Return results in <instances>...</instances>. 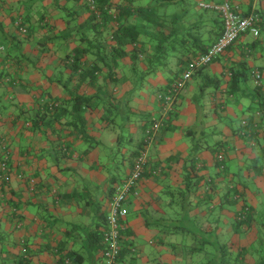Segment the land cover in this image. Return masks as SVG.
Returning a JSON list of instances; mask_svg holds the SVG:
<instances>
[{
	"label": "crops",
	"instance_id": "1",
	"mask_svg": "<svg viewBox=\"0 0 264 264\" xmlns=\"http://www.w3.org/2000/svg\"><path fill=\"white\" fill-rule=\"evenodd\" d=\"M10 1L16 6L25 2ZM222 1L202 0L196 7L185 8L187 13L179 28L180 37L188 40L179 42L166 64H159L162 68L156 75L146 74L150 67L144 62L133 65L128 60L120 72L109 77V67L100 63L104 71L99 73L95 86L89 77L77 89L79 81L70 78V71L64 70L58 60L41 71L30 60L16 66L11 62L3 64L0 57V73L11 71L21 79L16 89L8 79L0 81V140L6 139L11 153L7 161L10 180L0 177V264H66L67 261L68 264H102V240L108 226L112 189L129 175L131 155L144 138L145 126L162 115L159 88L166 86L174 79V73L182 69L180 57L185 58L188 53L196 57L202 51H192L193 37L188 30L192 32L191 27L200 22L203 37L208 39L207 47L222 31L219 12L201 4ZM136 4H146V1L137 0ZM231 4L241 13L252 9L264 11V0H231ZM171 7L166 8L167 14L174 12ZM2 19L10 30V19L0 15ZM254 39L251 34L242 36L226 53V63L238 61ZM24 46L25 55L30 59L38 58V46L29 47V43ZM254 54L255 58L250 61L253 80L249 86L256 82L253 71L264 64V33ZM224 63L213 62L203 71H193L179 94L175 112L170 114L174 128L165 131L161 127L150 153L152 169L159 171L145 175L128 197L124 253L117 264H183L185 257L175 255L173 245H185V240L193 243L191 234L184 229L202 231L217 245L221 241L235 248L253 243V240H246L255 229L254 225L245 235L236 234L234 228L235 210L241 205L236 208L227 205L221 209L203 203L208 193L218 201L220 192H225L222 182H237V169L242 171L256 154L249 142L235 136L229 152L230 170L223 175L218 172L213 153L204 148L223 136L232 135L229 118L237 117V111L245 117L243 111L249 102L241 91L240 104H236L232 96L230 99L235 104L221 112L226 120L218 119L212 103L216 101V89L202 90V85L223 75ZM86 65L91 67L93 63L88 61ZM114 79L118 80L116 88ZM220 86L218 91H226L224 82ZM78 95L87 101L81 99L76 104L75 96ZM197 101H203L205 106L199 107ZM53 103L58 110L50 117L48 107ZM78 111H82L81 114H77ZM79 115L86 119L77 121ZM192 123L195 124L191 128ZM82 131L90 134L88 141L80 136ZM191 132L201 138L208 136V140L202 139L203 146L198 153L205 163L199 172L204 175L203 180L198 190L189 191L187 199L186 192L181 189L185 176L183 162H171L167 158L179 154L184 160L194 152L198 145L188 137ZM124 138L134 145L124 147L121 155L126 174L119 179L99 171L98 163L103 155L110 158L105 148H123ZM213 180L221 184L222 191L208 189L206 181ZM247 192L246 200L253 205ZM72 251L83 255L78 256V263L68 256Z\"/></svg>",
	"mask_w": 264,
	"mask_h": 264
},
{
	"label": "trees",
	"instance_id": "2",
	"mask_svg": "<svg viewBox=\"0 0 264 264\" xmlns=\"http://www.w3.org/2000/svg\"><path fill=\"white\" fill-rule=\"evenodd\" d=\"M92 1L94 7L91 6L88 0H25L19 6H16L10 0H0V15L1 17L9 18L11 25L10 30H7L4 19L0 20V47L3 46V49L0 48V57L3 64L11 62V65L15 64L18 66L23 61L30 60L34 63L37 70L43 71V68L58 60L64 70L70 71V78H77L79 81L77 89H79L82 87L84 79L89 77L92 79V85L95 86L94 82L99 73L104 71L103 68L99 67L100 63H104L109 67V77H113L114 73L120 72L123 68V63L128 62V60L133 65L144 62L150 67L146 74L156 75L157 71L162 68L159 67V64H166L169 54L177 50L179 42L184 43V41L188 40L184 39L183 36L180 37L181 30L179 28V24L187 13L186 9L180 8L170 14L165 11L170 5H177L176 7L178 8V0H151L146 4H136L137 0ZM251 12H255L259 16L260 35L255 37L249 49L242 53L238 61L226 63V53L232 49L242 36L247 34L241 35L225 52L213 61H225L224 74L213 78L210 83L206 82V84L202 85V90H206L209 87L216 89V101L212 103L215 105L219 120H226L223 119L221 112L228 106L235 104L230 99L232 96L235 98L236 104H240L243 97L240 92L243 91L246 94L244 98L249 100L243 111L245 117H243V113L237 111V117L232 116L229 118L230 121L228 120L232 135L229 138L223 136L212 145L204 146V148L209 149L213 153L218 172L223 175L230 170L229 152L232 150L231 141L235 136H238L249 142L256 153L255 157L246 163L245 168L257 176H264V64L256 67L261 74L260 81L249 86L253 70L250 66V61L255 58L254 48L260 44L261 35L264 33V11L252 9L242 14L248 15ZM220 18L223 26L221 14ZM21 26L26 27V33L21 32ZM202 28L199 22L194 27H191L193 29L192 32L188 30L189 36L193 37L192 51L197 52L202 49L200 54L208 49V39L206 36L205 38L203 37ZM17 29L18 32H16ZM26 43L33 45V48L38 46L39 54L37 59H30L29 55H25L22 52ZM192 55L188 53L185 58L180 57L179 62L182 65V69L174 73V79L168 81L166 86L159 88L158 97L162 109L165 105L166 97L172 93L177 82L182 77V73L185 72V68L189 67L190 62L195 58ZM88 61L93 63L91 67L86 65ZM155 64L157 65L156 68L151 67V65ZM209 65L196 69L203 71ZM17 76L11 71H5L3 74L0 73V81L8 79L9 84L16 89L17 83L21 80ZM117 81V79H114V88L117 86ZM222 82L226 86V91L217 90L221 88ZM65 86L67 87L68 85ZM25 87L27 86L25 85ZM114 88L112 93H114ZM179 94H176L172 109L169 111L170 118L164 121L161 126L165 131L174 128L170 114L175 112ZM75 97L76 104L81 99L82 101H87V98L83 99L81 95ZM197 103L199 107L205 106L203 101H197ZM94 108L95 106L93 105V110H95ZM57 110L55 103H53V105L48 107V115L52 117ZM81 112L78 111L77 114H81ZM79 119L85 120L86 117L83 118L82 115H79L77 116V121ZM150 123L145 126L144 136ZM36 124L37 122L35 121ZM80 136L86 141L91 138L86 131L81 133ZM188 137L193 138L200 147H195L194 152L190 153L184 160L179 154L171 155L167 158L171 162H183L185 176L181 189L186 192L185 198L187 199H189V191L193 188L198 190V186L203 180L204 175L201 176L199 172L205 167V163L203 164L201 159H199L198 153L201 146H203L202 139L208 140V136L197 137L195 132H191ZM2 141H6V139L3 138L0 142ZM143 146L144 138L131 155L132 167L136 156ZM149 166L143 177L148 173H158V169H152L150 160ZM206 182L209 190L220 189L222 191L221 184H216L215 180ZM223 184L225 185L223 187L225 192H220L218 201L213 200L212 194L208 193L203 203L220 207L221 209L227 205L235 208L241 205L240 209L235 210L234 228L236 234L245 235L257 221V214L263 212L264 208L257 211L253 205L247 202L246 191L241 188L240 183L228 184V182H223ZM186 211L188 212L187 215H189V209ZM123 224L124 229L121 232L119 259L124 253L123 235L126 230V219ZM259 225L258 240H256L254 249L251 250L250 246H236L233 248L227 244H222L224 248L222 249L221 264H264V219L259 222ZM184 232L191 234L193 243L188 244V240H185V245H173L175 255L184 256V264H205L206 262L201 260V258L197 260L194 258L197 252L200 251L204 255L203 259L208 260L211 252H208L206 247L211 245L212 242L205 237L206 235L202 231L184 229ZM197 240L200 242V246L203 245L202 247H197ZM102 243L105 250L104 234ZM68 256L78 263V256L82 257L83 255L72 251Z\"/></svg>",
	"mask_w": 264,
	"mask_h": 264
},
{
	"label": "built area",
	"instance_id": "3",
	"mask_svg": "<svg viewBox=\"0 0 264 264\" xmlns=\"http://www.w3.org/2000/svg\"><path fill=\"white\" fill-rule=\"evenodd\" d=\"M88 1L94 7L93 1ZM201 6L206 9L218 11L221 14L223 21L222 32L205 52L199 54L190 62L188 69L183 73L172 93L166 97L162 115L152 121L146 129L144 146L136 156L129 175L114 185L109 204L108 226L104 232L105 250L102 264H117L118 262L121 251V232L124 229L123 221L129 213L127 207L128 197L135 191L146 169L149 167L151 147L161 130L163 122L169 117V111L172 109L176 94L182 91L196 68L211 64L241 35L251 34L254 37L260 35L261 28L258 26L259 16L257 13L251 12L248 15H243L238 9L233 7L231 0L202 3ZM20 28L22 33H26V27L21 26ZM0 48L3 49V46ZM253 76L256 82L260 81L261 74L258 70L253 71ZM10 156L11 153L6 141L0 142V177L4 181L10 180V174L7 168V161L10 159ZM68 263L69 261L66 262V264Z\"/></svg>",
	"mask_w": 264,
	"mask_h": 264
},
{
	"label": "rangeland",
	"instance_id": "4",
	"mask_svg": "<svg viewBox=\"0 0 264 264\" xmlns=\"http://www.w3.org/2000/svg\"><path fill=\"white\" fill-rule=\"evenodd\" d=\"M145 1L147 3V2H150L151 0H145ZM201 1L202 0H179V2H178L179 7L177 8L176 7L177 5H176V6H172L171 8H172V10L175 11V10H178L180 8H188V6L196 7V5L198 6L199 2H201ZM138 2H139V0H138ZM30 46H32V45L29 44V47ZM24 47L26 48V46H24ZM192 82H194V81H192ZM195 123H192V125L190 124L191 128L193 127V125ZM124 130L127 131V129H124ZM121 146H123V148L121 147L118 149L117 146L114 148H105L106 154L110 158L104 157L105 155H103V157H102L103 160H100V163H98L99 164V169H98L99 171L102 170V171H104V173L106 172V174H108V173L113 174L116 177H118L119 179L124 174H126L127 168L122 162L121 155L123 152H125V148L133 147L134 145L128 143L124 138V141H123V143H121ZM237 172H238L237 178H236L237 183H240L241 188L245 189V191L248 190L247 193L250 196V202L255 206V209L257 211L262 210L264 208V176H257L255 174H253L252 172L248 171L246 168H243L242 171H241V169H237ZM238 175H240V176H238ZM263 219H264V211L259 212L257 214V221L254 224L255 229L252 230V233L248 236V239L246 240V242L253 240V243L251 245H249L251 250L254 249L256 240H258L257 239L258 238V230H260L259 222H262ZM263 235H264V233H263ZM199 243L200 242L197 241V244H198L197 247H202L203 245L200 246ZM220 243H221V246L217 245V243L213 241L211 245H208L206 247V250L208 252H211V256L208 257V260L203 259L204 255H203V253H200V251L197 252L194 259L197 260V259L201 258V260L206 262L205 264H221L222 253H223L222 249L224 247H223L221 241H220Z\"/></svg>",
	"mask_w": 264,
	"mask_h": 264
}]
</instances>
